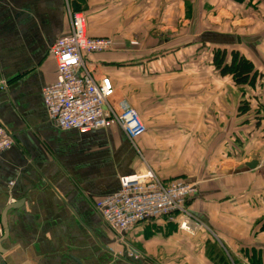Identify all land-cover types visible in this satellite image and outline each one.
<instances>
[{
    "label": "crops",
    "instance_id": "obj_1",
    "mask_svg": "<svg viewBox=\"0 0 264 264\" xmlns=\"http://www.w3.org/2000/svg\"><path fill=\"white\" fill-rule=\"evenodd\" d=\"M190 2L0 0V124L13 139L0 154V264H219L214 246L223 251L212 238L224 242L232 261L247 264L243 253L253 248V236L264 246V234L253 230L264 218L261 160L245 174L236 168L250 161L222 163L228 176L215 180L189 176L195 160L207 154L211 110L219 121L226 91L236 97L230 77L193 66ZM66 8L84 14L89 37L112 38L113 49L85 56L86 66L95 78H109L117 101L137 112L145 132L136 147L156 177L197 184L188 208L214 236L178 230L168 217L143 222L122 239L137 251L131 260L125 257L129 248L121 242L115 247L101 227L94 203L117 191L121 176L145 165L132 170V148L117 127L79 134L58 130L49 120L41 89L55 80L48 49L69 32ZM166 45L179 51L158 54ZM178 59L184 67L174 68ZM164 158L172 160L167 168L161 167ZM257 175L260 181L253 183ZM15 202L19 207L7 211L4 237L1 214Z\"/></svg>",
    "mask_w": 264,
    "mask_h": 264
},
{
    "label": "built area",
    "instance_id": "obj_2",
    "mask_svg": "<svg viewBox=\"0 0 264 264\" xmlns=\"http://www.w3.org/2000/svg\"><path fill=\"white\" fill-rule=\"evenodd\" d=\"M67 16L69 32L57 38L48 50L55 66V80L41 89L49 120L58 130L79 134L117 127L130 146L138 150L136 141L145 129L137 112L125 101H117L110 79L95 78L84 62L87 55L111 51L113 40L89 37L81 12L68 9ZM12 146L11 135L0 124V154ZM143 164V171L121 176L117 191L94 203L107 228L122 237L136 225L162 217L190 234L205 228L185 206L198 193V186L183 181L162 183L144 160ZM125 255L135 260L137 251L131 247Z\"/></svg>",
    "mask_w": 264,
    "mask_h": 264
},
{
    "label": "rangeland",
    "instance_id": "obj_3",
    "mask_svg": "<svg viewBox=\"0 0 264 264\" xmlns=\"http://www.w3.org/2000/svg\"><path fill=\"white\" fill-rule=\"evenodd\" d=\"M190 6L194 8L193 17L195 36L193 40V46L188 45L186 47L183 44L182 48L185 49L186 47L189 49L190 46L193 47V66L195 67V69H200L199 67H202L205 70V68H207V72L216 75L218 74V72L212 68L213 66L211 64V56L213 51L217 49H225L229 53V51L231 50H237L244 57L251 60L258 72L262 74L263 78L260 82L257 83L256 88L254 89L246 86L236 87L232 85V87L235 88L236 97L231 95L233 91H226L227 104L223 112L219 111V121L214 120L212 116H215V112L211 110L212 116L210 118V124H208L210 133L209 142L208 145H203L204 152L206 151L207 154L205 155L204 160H201L200 158H197L195 160L193 175L189 176H192L191 178L194 179L193 181H202L207 177V180H215L216 178H218V176L219 178H221L223 175L228 176V173H226L224 169L226 165L222 163H225L227 161V163L231 162L230 166H234L242 163V161H253L255 159H258L259 161L261 160V162L263 163V168L259 170V174L261 173L264 175V122L260 120V113L257 114V112L259 111L257 105L264 104L263 0H245L242 3H237L229 0H191V2L188 3V8ZM67 10L68 8H66V14ZM202 21L203 23L201 24L200 22ZM165 23H163V25ZM220 31H225V33H223L222 35H217L216 32ZM181 32L184 31L180 30L179 28V34ZM162 35L167 36L168 34L164 35V31H162ZM179 40H177L176 42H178ZM179 47L180 46L173 47L166 45L165 47L160 48V52L158 54H167L170 51H179L174 50ZM182 62V59H178V62L173 63L174 68L184 67L185 64ZM165 65L170 66L169 63H165ZM227 82L229 83V80H227ZM209 86L212 93L213 84L211 83L209 84ZM229 99H234L233 104H230ZM242 104L249 105V112L247 114L240 115L238 109L240 106H242ZM217 114L218 113H216V115ZM250 132L252 135L250 134ZM205 133L206 128L204 134ZM131 148L135 157V164L132 169L133 171L143 166V160L148 164L143 154H141V151H139L140 149L135 150L133 147ZM137 151H139V154L143 158V160L141 157H139ZM162 163L163 164H161V167L167 168V164L172 163V160H170L169 158H164ZM221 164L222 166L219 167V165ZM208 166L212 167V169H210L209 176L203 175ZM258 166H260L259 163L257 164V167ZM257 167L255 169L259 168ZM197 169H199L200 171H196ZM239 172L245 174L248 171L243 170ZM259 181L260 180L258 175L257 177H255V179L253 178V183H259ZM190 199L191 198L186 201L185 206L187 208L188 201ZM99 220L101 222V227L104 228L108 232V235L113 239L115 247L116 242H118L119 246H121L122 243L124 248L126 249L128 248V245L134 247L129 242H127V245L126 242L122 240L123 236L117 237L107 228L102 219ZM201 222L204 224L205 228H202V230H199L198 232L209 233L210 235L214 236L215 234L211 230H209L205 223L203 221ZM257 226L258 222H255L253 224V230H257ZM178 230L180 229L178 228ZM212 239L216 242L215 245L223 251L222 254L225 259H227L226 261L230 264H233L234 259L232 261L230 256L226 255L227 247L224 242L217 238ZM262 241L264 242V239H262ZM253 247L264 249V246L256 236H253ZM117 256L124 257L125 255L122 254ZM244 258L247 260V264H250L245 256ZM234 262L238 264L236 261Z\"/></svg>",
    "mask_w": 264,
    "mask_h": 264
},
{
    "label": "trees",
    "instance_id": "obj_4",
    "mask_svg": "<svg viewBox=\"0 0 264 264\" xmlns=\"http://www.w3.org/2000/svg\"><path fill=\"white\" fill-rule=\"evenodd\" d=\"M237 3H242L245 0H229ZM264 5V0H263ZM264 11V6H263ZM211 64L213 69L218 72L221 77H230L234 86L236 87H250L256 88L258 82L263 78L262 74L258 72L253 63L240 54L237 50H231L229 53L227 50L217 49L214 50L211 56ZM260 113V120L264 122V104H258ZM240 115L247 114L249 112V105L242 104L238 109ZM257 233L264 234V218L258 222ZM213 247V245H210ZM215 255L219 260V264H230L225 257L220 253L219 249L214 246ZM250 264H264V249L250 248L247 252L243 253ZM233 264H236L233 261Z\"/></svg>",
    "mask_w": 264,
    "mask_h": 264
},
{
    "label": "water",
    "instance_id": "obj_5",
    "mask_svg": "<svg viewBox=\"0 0 264 264\" xmlns=\"http://www.w3.org/2000/svg\"><path fill=\"white\" fill-rule=\"evenodd\" d=\"M257 161L256 160H253V161H250V162H246L244 163L243 165H240V166H237L236 168V171H243V170H254L256 167H257ZM19 207V202H15V204H12V205H9L7 206L3 211H2V214H1V224H2V227L4 228V237L6 236V213L9 209H15Z\"/></svg>",
    "mask_w": 264,
    "mask_h": 264
}]
</instances>
